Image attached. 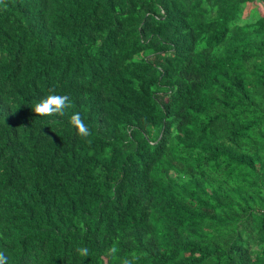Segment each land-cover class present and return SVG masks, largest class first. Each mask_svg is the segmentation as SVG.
Listing matches in <instances>:
<instances>
[{"label": "trees", "instance_id": "trees-1", "mask_svg": "<svg viewBox=\"0 0 264 264\" xmlns=\"http://www.w3.org/2000/svg\"><path fill=\"white\" fill-rule=\"evenodd\" d=\"M0 253L264 264V0H0Z\"/></svg>", "mask_w": 264, "mask_h": 264}, {"label": "clouds", "instance_id": "clouds-1", "mask_svg": "<svg viewBox=\"0 0 264 264\" xmlns=\"http://www.w3.org/2000/svg\"><path fill=\"white\" fill-rule=\"evenodd\" d=\"M71 107L70 98L68 95H48L46 98L37 102L32 110L38 117L48 116H63L65 109ZM70 124L76 130L80 138H86L91 135V131L87 124L83 121L79 113H74L70 117ZM78 255L83 259L90 255V251L87 247H79L76 249ZM118 253V248L113 245L108 249V254L115 257ZM137 259L135 255L131 259H125L122 264H133V261ZM0 264H8V257L0 253Z\"/></svg>", "mask_w": 264, "mask_h": 264}]
</instances>
